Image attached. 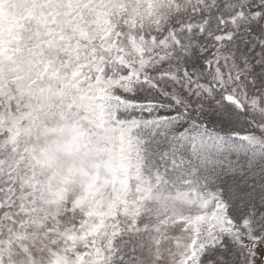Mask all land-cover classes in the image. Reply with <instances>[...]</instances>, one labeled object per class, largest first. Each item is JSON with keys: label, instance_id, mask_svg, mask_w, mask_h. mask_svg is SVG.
Masks as SVG:
<instances>
[{"label": "snow or ice", "instance_id": "obj_1", "mask_svg": "<svg viewBox=\"0 0 264 264\" xmlns=\"http://www.w3.org/2000/svg\"><path fill=\"white\" fill-rule=\"evenodd\" d=\"M0 264H264V0H0Z\"/></svg>", "mask_w": 264, "mask_h": 264}, {"label": "clouds", "instance_id": "obj_2", "mask_svg": "<svg viewBox=\"0 0 264 264\" xmlns=\"http://www.w3.org/2000/svg\"><path fill=\"white\" fill-rule=\"evenodd\" d=\"M61 159H65L63 156H61Z\"/></svg>", "mask_w": 264, "mask_h": 264}]
</instances>
